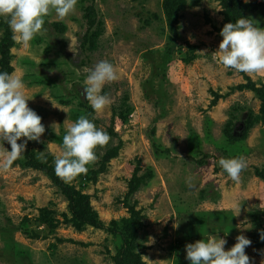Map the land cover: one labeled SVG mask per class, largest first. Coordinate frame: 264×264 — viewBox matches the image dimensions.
Returning a JSON list of instances; mask_svg holds the SVG:
<instances>
[{
    "label": "rangeland",
    "instance_id": "374dc122",
    "mask_svg": "<svg viewBox=\"0 0 264 264\" xmlns=\"http://www.w3.org/2000/svg\"><path fill=\"white\" fill-rule=\"evenodd\" d=\"M227 1L78 0L63 20L51 11L27 47L0 18V71L22 76L46 129L8 168L11 146L0 145V264H118L121 255L130 264H190L186 245L216 235L226 250L245 235L252 264H264L256 174L264 172V72L215 59L224 24L243 16L264 28V18ZM101 60L118 79L105 84L112 103L97 113L82 93ZM81 115L111 139L86 174L65 183L55 158ZM241 156L247 167L233 181L218 161ZM76 191L93 213L71 210Z\"/></svg>",
    "mask_w": 264,
    "mask_h": 264
},
{
    "label": "clouds",
    "instance_id": "9594fccd",
    "mask_svg": "<svg viewBox=\"0 0 264 264\" xmlns=\"http://www.w3.org/2000/svg\"><path fill=\"white\" fill-rule=\"evenodd\" d=\"M77 4L78 0H0V18L7 20L13 40L27 47L37 35L43 34L45 17L51 11L63 20L75 11ZM220 35L222 40L215 51L217 64L236 72H264V28L241 16L234 22L224 24ZM117 79V70L107 60H101L88 70L82 95L95 112H102L112 103L103 94V88ZM29 98L25 94L22 76L0 71V145L7 141L11 146L3 160L2 166L5 168L22 158L28 141L39 142L45 133L42 117L28 106ZM22 137L25 139L18 143ZM110 139L105 130L81 115L70 124L63 136L61 154L55 158L56 175L65 183H71L80 174H86L88 165L98 158L96 148L106 146ZM37 158L46 161L43 151L39 152ZM218 163L233 181H239L241 172L247 167L242 156L222 157ZM188 183L191 186V180ZM216 236L186 245L190 264H252L245 251L252 244L249 238L237 236L236 243L226 250L227 240L217 239ZM261 238L264 239V233Z\"/></svg>",
    "mask_w": 264,
    "mask_h": 264
},
{
    "label": "trees",
    "instance_id": "16d2710c",
    "mask_svg": "<svg viewBox=\"0 0 264 264\" xmlns=\"http://www.w3.org/2000/svg\"><path fill=\"white\" fill-rule=\"evenodd\" d=\"M227 2L232 8L239 9L243 13L246 11H249V10L250 11H258L261 14V16L264 18V2H260V1L258 2L255 0L252 3H244L241 1L232 2L231 0H228ZM53 25L59 32L65 31V25L63 23L56 22ZM120 147H121V145L119 144L115 148L111 149L110 157H116L118 155ZM47 157L49 160H51L53 158V156L51 154H47ZM256 174L258 176H261L264 179V172H262L260 170H256ZM136 183H137V179H135L133 182H131L132 188H134V184L136 185ZM74 196H75V200L72 202V204L70 206L72 211H79L85 215L86 214L89 215V214L93 213L92 206L90 204V197L86 193H82L81 191H76L74 193ZM122 256L123 255H121L118 258L117 263L118 264H130L128 262V259L123 258ZM132 256H133V254H132Z\"/></svg>",
    "mask_w": 264,
    "mask_h": 264
}]
</instances>
